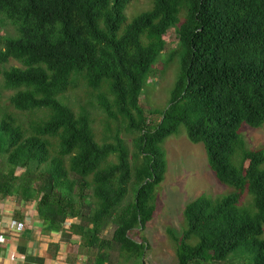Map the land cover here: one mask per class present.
Here are the masks:
<instances>
[{
  "label": "trees",
  "instance_id": "obj_1",
  "mask_svg": "<svg viewBox=\"0 0 264 264\" xmlns=\"http://www.w3.org/2000/svg\"><path fill=\"white\" fill-rule=\"evenodd\" d=\"M130 1L0 0L18 32L0 33V75L16 110L39 111L27 125L0 116V197L35 202L49 229L75 218L62 235L96 251L88 264H146V240L130 234L152 218L166 172L162 143L182 125L231 190L185 205L180 235L168 230L175 264H223L244 246L251 264H264V148H247L239 132L264 123V0H152L127 19ZM171 28L179 72L168 104L146 110L140 95ZM10 58L22 66L5 67ZM77 77L113 96L100 98L117 127L111 141L99 143L90 114L62 100ZM120 125L133 135L132 154ZM245 193L249 207L240 205Z\"/></svg>",
  "mask_w": 264,
  "mask_h": 264
},
{
  "label": "rangeland",
  "instance_id": "obj_2",
  "mask_svg": "<svg viewBox=\"0 0 264 264\" xmlns=\"http://www.w3.org/2000/svg\"><path fill=\"white\" fill-rule=\"evenodd\" d=\"M152 5V0H131L127 5L125 13L127 19L132 18L137 13L144 11ZM0 33L4 36H17L18 32L14 25L0 15ZM166 44L155 62L148 81L140 95V103L147 110L149 108L163 109L169 101L170 91L178 74V56L173 51L178 47V36L174 28H171L163 36ZM22 66L20 62L10 58L5 67ZM0 116L4 113L13 114L18 121L27 125V121L36 120L39 111L27 112L18 111L10 103V96L13 89L4 86L0 75ZM102 98L112 102L113 96L106 86L93 89L87 85L82 77L75 79V85L69 89L62 100L68 104L75 112L85 109L92 119V128L95 138L99 143L111 141L112 134L117 129L116 124L107 117L101 104ZM108 121L112 132L107 131ZM119 130L125 139V143L132 154L135 151L133 135L128 134L123 125ZM239 132L245 140L249 149L264 148V123L260 127H250L243 124ZM165 150L166 172L163 181L155 190L154 212L151 220L147 223L142 232L133 230L131 237L141 241V235L147 242L148 248L144 252L143 260L146 264H175L176 254L175 241L170 237L168 230H172L175 235H180L184 226L183 210L187 203L193 201L201 194L210 196H220L231 190L225 184L219 183L212 170L208 166L206 152L201 142H191L184 126H179L178 130L168 136L162 143ZM115 160V158H111ZM132 164L136 163L135 158L131 159ZM139 161V160H138ZM137 161V162H138ZM264 167V164L262 165ZM5 169V168H4ZM21 170L18 169L16 174ZM251 197L245 193L240 200V205L249 207ZM113 224H109L101 233L103 237L111 238ZM264 239V234L260 236ZM194 243V240H190ZM94 256L95 250L88 249ZM115 256L117 250H113ZM254 260V251L250 246L238 248L223 261V264H251ZM114 264V263H112Z\"/></svg>",
  "mask_w": 264,
  "mask_h": 264
},
{
  "label": "crops",
  "instance_id": "obj_3",
  "mask_svg": "<svg viewBox=\"0 0 264 264\" xmlns=\"http://www.w3.org/2000/svg\"><path fill=\"white\" fill-rule=\"evenodd\" d=\"M70 218L59 229H49L40 219L35 202L17 201L12 196L0 197V228L12 235L16 251L12 255L0 244V264H88L93 259L81 246L76 234L63 238Z\"/></svg>",
  "mask_w": 264,
  "mask_h": 264
},
{
  "label": "built area",
  "instance_id": "obj_4",
  "mask_svg": "<svg viewBox=\"0 0 264 264\" xmlns=\"http://www.w3.org/2000/svg\"><path fill=\"white\" fill-rule=\"evenodd\" d=\"M0 244L6 248V250L12 255L15 252L16 244L13 241L12 235L9 234L8 230L5 227L0 228ZM13 257V255H12Z\"/></svg>",
  "mask_w": 264,
  "mask_h": 264
}]
</instances>
